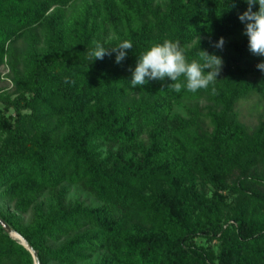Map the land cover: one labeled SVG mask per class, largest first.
I'll use <instances>...</instances> for the list:
<instances>
[{
  "label": "trees",
  "instance_id": "trees-1",
  "mask_svg": "<svg viewBox=\"0 0 264 264\" xmlns=\"http://www.w3.org/2000/svg\"><path fill=\"white\" fill-rule=\"evenodd\" d=\"M76 1L0 0V219L35 253L0 226V264H264V57L247 4L97 0L66 21ZM124 40L119 64L89 55ZM164 40L189 62L221 57L217 80L133 87ZM250 95L262 112L247 128L235 106Z\"/></svg>",
  "mask_w": 264,
  "mask_h": 264
},
{
  "label": "clouds",
  "instance_id": "clouds-1",
  "mask_svg": "<svg viewBox=\"0 0 264 264\" xmlns=\"http://www.w3.org/2000/svg\"><path fill=\"white\" fill-rule=\"evenodd\" d=\"M244 2L247 4V9L238 14V19L244 24L243 34L247 36L248 50L255 56L264 57V0H244ZM254 5H258L255 11H253ZM92 44L94 47L89 53L92 60H102L105 55H111L114 52L117 64L126 58V50L133 48L128 40L121 41L112 48H105L98 41H93ZM224 44V38L220 37L214 47L223 49ZM199 55L203 63L195 60L189 62L179 42L164 40L163 43L153 44L138 56L136 66L134 70H131L130 84L133 87H142L150 80L163 81L168 78L172 81L170 87L177 93L182 88L192 93L207 89L217 80L223 60L206 50H200ZM256 67L264 73V60ZM181 77L184 78L183 82H180ZM212 94H215V88L212 89Z\"/></svg>",
  "mask_w": 264,
  "mask_h": 264
},
{
  "label": "rangeland",
  "instance_id": "rangeland-1",
  "mask_svg": "<svg viewBox=\"0 0 264 264\" xmlns=\"http://www.w3.org/2000/svg\"><path fill=\"white\" fill-rule=\"evenodd\" d=\"M97 0H78L71 7H65V20L75 17L82 9H90ZM3 71V70H2ZM6 85V81H0V86L3 87ZM1 106V104H0ZM261 103L256 99V96L250 95L246 99L238 102L235 106V110L238 114L239 121L244 124L247 128L254 126L261 114ZM8 113H11L9 110ZM72 198L79 199L83 202H90V197L87 196V193L81 189H77L74 194H71ZM30 214L23 216L24 220H28Z\"/></svg>",
  "mask_w": 264,
  "mask_h": 264
},
{
  "label": "water",
  "instance_id": "water-1",
  "mask_svg": "<svg viewBox=\"0 0 264 264\" xmlns=\"http://www.w3.org/2000/svg\"><path fill=\"white\" fill-rule=\"evenodd\" d=\"M0 226H1V228H2V230L5 232V233H8L9 235H11V234H13L14 232H12L10 229H9V227L0 219ZM14 234H16V233H14ZM20 237V236H19ZM21 238V237H20ZM21 245L25 248V249H27L29 252H30V254H31V256L33 257V258H35V253L30 249V247L25 243V241L21 238ZM35 264H38V263H36L35 262Z\"/></svg>",
  "mask_w": 264,
  "mask_h": 264
},
{
  "label": "bare ground",
  "instance_id": "bare-ground-1",
  "mask_svg": "<svg viewBox=\"0 0 264 264\" xmlns=\"http://www.w3.org/2000/svg\"><path fill=\"white\" fill-rule=\"evenodd\" d=\"M12 237H14L17 241L21 242V238L19 237L18 234H11Z\"/></svg>",
  "mask_w": 264,
  "mask_h": 264
}]
</instances>
